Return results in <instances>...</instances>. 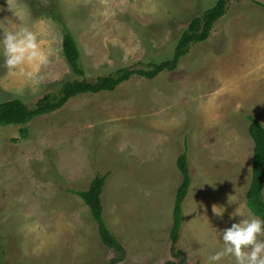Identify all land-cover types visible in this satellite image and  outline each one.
I'll use <instances>...</instances> for the list:
<instances>
[{"label": "rangeland", "instance_id": "obj_1", "mask_svg": "<svg viewBox=\"0 0 264 264\" xmlns=\"http://www.w3.org/2000/svg\"><path fill=\"white\" fill-rule=\"evenodd\" d=\"M216 1L0 0V26L39 29L50 50L38 85L0 66V102L18 98L33 106L82 78L63 55L59 20L78 43L85 77L95 79L171 58L189 21ZM262 31L264 0H231L209 38L192 43L175 70L152 79L134 75L112 91L72 97L26 123V139H19L24 125H0V264H109L119 256L102 243L89 207L72 192L107 172L105 219L125 249L117 264L182 258L208 264V255L222 247L219 230L241 219L229 214L249 210L254 141L248 115L264 124V102L239 107L220 123L205 116L226 115L232 106L219 110L228 100L220 94L225 88H217L218 72L229 90H244L253 78L264 84L249 71ZM184 151L191 185L174 254L170 229L181 181L176 161ZM221 206L225 211L216 216L212 208Z\"/></svg>", "mask_w": 264, "mask_h": 264}, {"label": "trees", "instance_id": "obj_2", "mask_svg": "<svg viewBox=\"0 0 264 264\" xmlns=\"http://www.w3.org/2000/svg\"><path fill=\"white\" fill-rule=\"evenodd\" d=\"M231 0H217L202 15L192 18L183 29L171 58L160 62H149L144 67H123L114 73L99 75L95 79L85 77V69L81 63V54L78 43L66 24L59 20L63 29L62 49L65 60L72 71L82 77L66 81L56 93H47L40 97L33 106H29L18 98L0 102V125H24L21 126L19 139L28 137L29 129L25 126L37 116L50 113L63 107L66 102L79 94L98 93L112 91L122 82L129 80L134 75L145 78H155L163 71H173L178 67L181 58L188 52L192 43L202 42L209 38L215 23L221 19ZM262 5V3L257 2ZM250 121L249 134L254 141L252 178L247 191L246 202L249 209L264 219V124L252 115H248ZM177 167L182 175L176 190L173 209V222L170 229L171 252L176 254V245L180 238L183 221V202L188 194L191 184V174L186 151L177 158ZM109 172L97 174L91 180L88 188L72 190L79 195L89 207L93 219L97 223L98 234L102 243L109 249L120 255L110 260L109 264H117L125 255V249L117 234L109 227L105 219V207L102 201V192ZM164 264H193L185 258L179 261L168 260ZM197 264V263H195Z\"/></svg>", "mask_w": 264, "mask_h": 264}, {"label": "clouds", "instance_id": "obj_3", "mask_svg": "<svg viewBox=\"0 0 264 264\" xmlns=\"http://www.w3.org/2000/svg\"><path fill=\"white\" fill-rule=\"evenodd\" d=\"M43 37L44 33L39 29L33 30L23 24L0 26V66L7 75L22 78L29 84H39L42 79L40 70L49 64L50 56ZM228 202L235 203L230 197ZM212 211L216 216H222L225 208H212ZM234 212L229 214V219L233 216L241 219L219 230L222 247L208 255V264H220L224 258H230L233 264H264V219L250 209L244 215L236 209Z\"/></svg>", "mask_w": 264, "mask_h": 264}, {"label": "crops", "instance_id": "obj_4", "mask_svg": "<svg viewBox=\"0 0 264 264\" xmlns=\"http://www.w3.org/2000/svg\"><path fill=\"white\" fill-rule=\"evenodd\" d=\"M247 18H248V15H245V18L243 16L242 19H240V20L239 19L237 20V18L235 17V21L242 22L243 20H246ZM258 36L261 37L263 39V41L259 45H257V49L259 51V54H258V57L253 62V66L249 71L254 72L256 74L255 76L260 81H262L264 83V77H262L260 79V77L262 75L264 76V31H262L260 34H258ZM240 38H241V35H240V33H238L236 36V40H239ZM251 42H252V39H251ZM219 81L221 82V84H219V86H217V88L219 87V88H225L226 89V87L228 86L227 81H226V79H222L220 73L218 72L217 73V82L219 83ZM258 82L259 81H256L253 78V80H252L253 85L247 86L246 89H244V90L235 91V90L226 89V91H225V89H223L222 92H224V93H220V94H223V95L226 94L225 99L228 101L226 103L224 100L223 101L224 103L220 104L221 106L219 107V110L223 106H225V108H227L229 105H232V106L228 109L226 115H224L225 112L222 111L223 115L220 112L219 116L207 115V116H205V119L206 120L208 119V122H210L212 124L213 123L215 124V122L220 123L223 119L226 120L227 116H230L231 111L238 110L239 107H242L243 109H246V107L253 109V106H254L255 108H257L261 102L262 103L264 102V84H260ZM230 99H231V101H230ZM215 119H220V120L214 121ZM248 132H249V126H248ZM237 147L240 150V145H237ZM176 163H177V161H176ZM181 178H182V175H181Z\"/></svg>", "mask_w": 264, "mask_h": 264}]
</instances>
